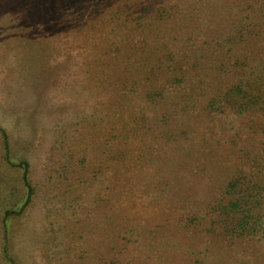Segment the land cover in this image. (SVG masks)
<instances>
[{"label":"rangeland","instance_id":"obj_1","mask_svg":"<svg viewBox=\"0 0 264 264\" xmlns=\"http://www.w3.org/2000/svg\"><path fill=\"white\" fill-rule=\"evenodd\" d=\"M181 1H170L167 6ZM256 1L261 5V0L224 2L227 13L216 22L222 27L232 24L237 8L249 11L250 6L258 7ZM159 2L0 0V264L7 254L5 226L15 264H264V242L229 241L226 230H210L206 219L201 222L233 172L230 159L244 157L250 146L264 145L261 135H250L253 124L248 120L226 128L221 119L205 113L212 95L225 87L227 76L219 64L230 65L233 56L240 57V52L248 56V51L257 55L255 60H264V30H254L255 38L245 34L244 40H249H242L240 50L233 49L235 43L228 40L224 49L233 51L227 56L206 57L201 63H193L194 55L185 59V80L194 77L190 78L193 82L181 78L179 69L170 75L169 71L177 69L173 64L158 71L133 66L128 68L126 81L121 75L126 68L120 62L123 51L119 47L126 38L119 29L129 23L133 30L137 21H148ZM242 15L248 18L251 13ZM249 20L244 21L249 24ZM219 34H209L210 41L218 40ZM175 52L179 60L183 55L180 46ZM206 52L201 55L205 57ZM124 87L135 94L126 99ZM160 91L164 96L154 103V113L145 117V99ZM122 108L129 117L124 118ZM130 117L143 122L137 138L141 141V134L145 135L156 154L149 159L157 169L149 176L151 188L159 191L163 203L175 196L181 199L176 201L181 202L178 207L187 209L186 214L179 211L184 215L179 222L177 205L164 206L160 214H166L163 219L169 224L163 228H151L161 217H145L150 238L123 251L119 246L124 244L127 224L120 218H108L106 212L112 181H138L136 173L118 166L114 143H121L123 137L117 122ZM240 126L241 135L236 137ZM108 132L114 138L110 149L117 166L115 172L104 175L110 164L105 146ZM5 141L14 164L29 162L35 187L32 205L7 223L5 212L22 208L27 190L20 169L6 161ZM145 153L136 158L140 169L148 156ZM166 166L174 168L168 178L176 189L161 190L167 180L160 169ZM111 251L128 258L116 260L109 255ZM103 252L108 256L103 257Z\"/></svg>","mask_w":264,"mask_h":264},{"label":"trees","instance_id":"obj_2","mask_svg":"<svg viewBox=\"0 0 264 264\" xmlns=\"http://www.w3.org/2000/svg\"><path fill=\"white\" fill-rule=\"evenodd\" d=\"M170 1L174 0H160L155 10H152L148 14L147 17L149 20L142 19L144 20L142 21L143 23L137 21L138 25L135 26V28L133 27V30H131V25L127 22L125 27L119 29V33H122V35L124 34L126 38L123 43L119 44L121 51H123V54H120V62L123 68H126L125 74L121 71V75H124V77L129 71L128 68L133 66L136 68H140V66H142V68L148 66L147 68H149L150 66V68L155 69H152L153 71H158V69L170 68L173 64L177 69L174 70V72H172V70L169 71V74L173 75L177 73L179 69L178 75L185 80L186 73L182 68L185 66L183 65L185 64V59H189L190 56L194 55L196 57H194L193 63L195 60L201 63L206 57L214 59L218 57L219 54L228 55L234 48H242V40L247 43L249 38L245 41V34L249 33V36L251 35L250 37L255 38L254 35L252 36V34L255 33L254 30H264V0H261V5H259V1L253 2L258 7L255 8L250 6L248 8L249 11H247V8H237L236 12L233 11L235 13L234 22L232 24L231 22L230 24L223 23L225 24L224 27L218 24L220 18H223V15L227 13V7L226 5L223 7V3L229 2L232 4L233 2H241L242 0H182L180 3L173 4V6H167ZM246 12L251 13V15H249L250 17L247 18L245 16L244 18L242 14ZM139 13H141V11ZM217 19L218 22H216ZM243 19H250L249 21L251 22L247 24ZM201 20H204L203 25L199 24ZM197 21L198 23H196ZM220 32L221 34H219L218 40L214 39L210 41L209 34L213 35ZM203 33L207 34V38H205V36L203 37ZM146 36L150 38V41L145 38ZM141 39L143 40L138 42V40L140 41ZM228 40L235 43L232 50L224 49V44H227ZM261 40H263V38ZM196 41L200 46H197ZM151 42H153V44H151ZM172 45L175 46L176 49L180 46V51L183 52L179 60H175L177 54L175 52L176 49H174ZM247 46L249 47L252 45L251 43L247 44L243 49L247 48ZM261 46H264V41ZM163 51L166 52L164 54L165 56H161ZM204 51H207L205 57L201 55ZM246 54L240 52V57L234 58L233 56L230 59L231 61L234 60L230 64L231 66L229 64L227 66L222 63L219 64L220 67L218 68H223L222 72L227 76L225 87L222 92H216L212 95V100L207 104L205 113L221 119V125L226 128L230 125H237L243 120H248L253 124L250 135H261L264 141V60H255L257 55H253V57L249 51L248 56H245ZM109 58L112 60L111 56H109ZM142 62L148 64L143 65ZM187 77L188 79L185 80L186 82H193L190 78L194 79V77ZM127 78L126 76V81H128ZM177 82H181V79L178 78ZM122 93L125 95L126 99L127 97H132L133 93L135 94V92L131 91L128 87H124ZM163 96V91H160L159 94H153L152 92L148 94V98H146L144 102L145 117L149 118L151 116L150 114L154 113L156 109L154 105H157L154 103L157 100V102H159ZM155 97L158 98L156 99ZM215 108L217 110H215ZM121 110L124 112V118L130 116L124 108ZM115 114L116 112L114 115ZM140 124L142 126L143 122L131 117L129 119H124V121L121 120L119 123L117 122L116 126H118L119 131H122L123 136L121 138L122 142L119 144L118 142H114V138L111 136L110 132H108L107 137H105L107 139L105 146L109 149L106 150V152L107 154L109 152L108 157H110V159H108V161L110 164L107 166L109 169L103 172L104 175H109L113 171L115 172V167L117 166L113 163V160L116 161V158H114L113 155L111 156L110 148L113 142L115 143V148L118 149L117 158L120 160L119 163L121 164L118 166L128 171V173H136L138 175V181H129L124 178L122 181H112L109 190L110 199L107 206V217L110 219H123L125 224H127V232L124 236L125 240L123 241L124 244L119 246L122 248L124 247L123 251H127L128 248L132 247L136 248L142 241L150 238L152 231L148 228L145 217L148 218L150 216L151 218L153 215L161 217V220L158 221L157 219L156 224L151 226V228L157 225H159V228H163L169 224V221L163 219L166 217V214H160L164 212V210L161 212L164 206L166 207L168 205V207L172 209L174 205H177L176 213L179 222L184 220V215H182V213L179 214V211H185L187 209V207L184 206H182V208L178 207V205H181V202L177 203L176 201H180L181 199L175 196L168 197L163 203V196H159V191L157 193L155 189L151 188L149 176L157 169L155 165L153 166L155 162H153L152 159L150 162L149 159L152 156L155 157L156 154L152 152L154 149L152 146L148 145L145 135L141 134L143 138L141 141L137 138L138 135H140ZM93 125L94 128L97 127V123H93ZM241 130V126L236 128L235 132L237 133V131H239L236 137H240ZM149 131L153 134L151 130ZM5 147L7 152L6 161L12 167L20 169L22 181L27 190L26 201L22 208L19 210H7L5 212L4 223H7L12 217H20L26 209L32 205L35 197V187L30 177L29 162L23 161L14 164L8 154L9 146L7 141H5ZM250 148L251 149L244 157L242 156L240 159H238V157L230 159L228 164L233 172L227 180L222 192H220L221 194L219 193L216 200L209 204L207 211L201 216V222L206 219L210 230H226L224 235L227 236L229 241L241 242L248 240L253 243H262L264 242V145L263 148L252 146H250ZM112 152L114 154L115 151ZM140 152L141 154L146 152L145 158L146 154H148L145 164L141 167L143 169L138 167L136 161ZM173 169L174 168L170 166H166L164 170L160 169L163 180H167L164 181L165 185L161 184V190L176 189L174 186L175 183H172L168 178ZM96 171L101 173L100 168ZM151 171H153V173H151ZM120 174L123 175L122 172H120ZM114 175L115 174H113V176ZM128 177H131V174L128 175ZM158 183L160 184V181ZM152 195H154V198H152ZM156 196L158 199H156ZM188 207L190 209V206ZM184 214H186V211ZM8 234L9 231L7 226H5L3 244L5 245V241L7 242V254H3V263L15 264L10 254L12 252L8 247L10 240ZM4 249L1 250L3 251ZM102 255L103 257L108 256V254L106 256L105 252H103ZM109 255L116 260H123V262L128 258L127 255L123 257V259L120 258L122 254H116L115 251H111ZM98 256L99 254L95 255L92 260Z\"/></svg>","mask_w":264,"mask_h":264}]
</instances>
